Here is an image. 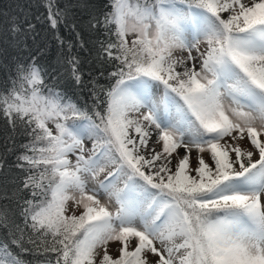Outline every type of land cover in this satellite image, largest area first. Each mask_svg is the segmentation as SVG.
<instances>
[{
    "label": "snow or ice",
    "instance_id": "obj_1",
    "mask_svg": "<svg viewBox=\"0 0 264 264\" xmlns=\"http://www.w3.org/2000/svg\"><path fill=\"white\" fill-rule=\"evenodd\" d=\"M36 7L3 14L0 264H264V0Z\"/></svg>",
    "mask_w": 264,
    "mask_h": 264
},
{
    "label": "trees",
    "instance_id": "obj_2",
    "mask_svg": "<svg viewBox=\"0 0 264 264\" xmlns=\"http://www.w3.org/2000/svg\"><path fill=\"white\" fill-rule=\"evenodd\" d=\"M39 0H0V42L4 40L5 32L4 30L6 29L7 25L4 23L5 19L7 18L4 13H7V16H19L21 13L19 11L20 8H24L26 11L28 9L29 4L32 5V14L37 15L42 13L44 10L43 8L36 7L38 4ZM62 3L64 2H70L73 4L77 3V0H61ZM86 3H88L90 6L95 7L98 9L103 3L104 0H85ZM73 15L76 18V22L79 24H83L87 21L88 19V13L86 10L80 8V7H74L73 8ZM37 30L40 32V35L37 37V43L42 44L46 46V54L51 62H55L57 55H58V48L56 47V43L53 39L52 33L47 29V25H41L38 24ZM65 36H68L69 33L63 32ZM85 40L90 39V35L87 31L83 32ZM31 43V41L29 42ZM0 46H4L2 43H0ZM89 49H91L94 52V49H92L91 44H89ZM81 59L84 61L83 68L82 70L85 73H93L95 74L99 69L95 63L94 60H92V57L89 56L85 52H81L80 54ZM85 79H88V76L85 75ZM103 82V81H101ZM71 91H78L76 89H71ZM84 95L86 96L87 93L85 92ZM7 124L4 120H0V158H3L5 161V174L8 176L16 175L17 170L12 168V165L14 164L15 161V156L7 152L3 143V137L7 132ZM21 137L17 136V143L22 142ZM10 170V171H9ZM2 187V185H0ZM13 190V185L9 184L8 185V191L11 193ZM4 202V201H0ZM7 203V202H4ZM25 260H30L31 256L25 255L24 256Z\"/></svg>",
    "mask_w": 264,
    "mask_h": 264
},
{
    "label": "rangeland",
    "instance_id": "obj_3",
    "mask_svg": "<svg viewBox=\"0 0 264 264\" xmlns=\"http://www.w3.org/2000/svg\"><path fill=\"white\" fill-rule=\"evenodd\" d=\"M193 54L195 55V53H193ZM176 55H180V53L177 52ZM184 55H186V53H184ZM154 139H155V137H153V140H154ZM244 143L247 144L248 141L245 140ZM85 144H86L87 147H90V146H91V145H90V142H88V141H85ZM149 147H151V143L149 144ZM157 150H159V146H157ZM178 151H179L181 154H184L185 149H184L183 147H181V148L178 149ZM203 155H204V157H205V159H206V161H207V160H208V154L205 153V154H203ZM254 159H255V157H254ZM209 162H210V161H209ZM174 163H175V160H173V164H174ZM190 166H191V167H195V166H196V151H195V150H193L192 153H191ZM91 185H92V183L89 184V187H91ZM100 199H101V202H102V203L108 204L109 209H110L111 211H114V210H115V207H116V206H115V203H114V202H109V201L107 200V198L104 197L103 195L100 196ZM68 209H69V211H72V210H73V204H72V202H69V204H68ZM75 212H76L77 215H79L80 210H79V209H75ZM119 246H120V245H119L117 242H110V243L108 244V246H107V251H108V253H109L110 255H112L113 257L117 256V255L119 254L118 251H117V249H118ZM154 259H155V257H154L152 254H148V260H149L150 262L153 261Z\"/></svg>",
    "mask_w": 264,
    "mask_h": 264
}]
</instances>
